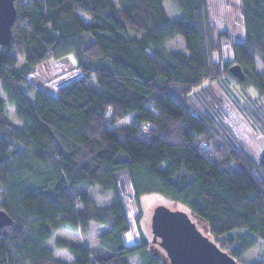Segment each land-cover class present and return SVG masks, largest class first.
Here are the masks:
<instances>
[{
    "label": "trees",
    "instance_id": "trees-1",
    "mask_svg": "<svg viewBox=\"0 0 264 264\" xmlns=\"http://www.w3.org/2000/svg\"><path fill=\"white\" fill-rule=\"evenodd\" d=\"M208 3L15 0L13 37L0 45V207L13 218L1 229L0 264H169L142 233L126 244L124 177L139 218L141 196L157 192L183 202L235 258L264 244V152L256 160L236 147L189 100L209 80L253 87L252 108L242 109L264 131V74L255 67L257 54L264 64V0H241L244 36L232 43L233 62L221 54L227 31L202 14ZM177 36L187 52L168 50ZM70 52L80 74L55 93L31 80L40 64ZM233 63L243 80L230 72ZM92 77L99 90L88 85ZM132 113L129 126L117 125ZM94 188L114 201L99 205ZM90 222L108 227L91 247L77 239ZM59 230L74 235L55 239L72 262L47 244ZM251 264H264V253Z\"/></svg>",
    "mask_w": 264,
    "mask_h": 264
},
{
    "label": "rangeland",
    "instance_id": "rangeland-1",
    "mask_svg": "<svg viewBox=\"0 0 264 264\" xmlns=\"http://www.w3.org/2000/svg\"><path fill=\"white\" fill-rule=\"evenodd\" d=\"M203 16L210 21L212 26L219 31H227L228 36L221 40L222 59L233 62L232 43L237 40H242L244 36L243 18L241 14V0H209L207 9L202 12ZM85 20H89L84 16ZM168 50H176L187 52L185 42L182 36H177L167 41ZM210 59L217 61L219 54L217 51L210 53ZM77 58L74 52L68 53L61 59H48L40 64L34 74L31 75V80L40 86L48 88L55 93L60 84L74 78L80 74V70L76 66ZM234 64V63H233ZM256 70L264 74V64L262 63L260 54L255 58ZM228 85L218 83L216 81H205L202 85L194 88L189 95V100L193 102L196 109L209 114L213 122L219 126L223 133L229 137L236 147L241 145L245 151L251 154L256 160H259L264 152V131L257 129L251 122L242 106L250 105L249 97H257L255 89L252 87L243 90L233 80L228 79ZM88 85L94 90H99L100 86L95 77L88 81ZM0 95H3V89L0 86ZM250 95V96H249ZM264 107V102H263ZM6 116L10 121L19 122L15 113V107L12 104H7ZM134 114L128 115L126 118L118 122V126H129ZM124 195L123 199L130 215L131 230L126 234L125 242L133 244L140 239L141 233L148 238L152 245L156 247L155 253L166 260L164 254L166 251L160 245V241L155 242L153 232V215L158 206H165L174 211L187 212L193 222L196 223L198 229L205 235H208L212 240L213 237L208 231L206 225L199 220L195 215L190 213L188 207L181 201L174 200L161 193L149 192L144 193L140 198L141 215L138 217V207L133 200V191L127 178L124 180ZM91 195L99 205L110 204L114 201L113 192L102 193L99 188H94ZM139 218V221H138ZM101 226L97 224H87L80 226L78 240L88 244L90 247L97 244V233ZM245 229L236 228L232 232H244ZM95 234V235H94ZM66 235V232L64 233ZM70 240H74L73 233L68 232ZM62 236V231L59 230L54 237L48 240V246L54 248L58 256L68 258L71 254L67 252H58L55 248V239ZM158 249V250H157ZM67 251V250H65ZM164 254H163V253ZM264 253V244L258 242L253 247L249 248L242 254L236 257V260L241 264H251L259 259V255ZM133 261L137 257L132 258ZM69 260V262H72Z\"/></svg>",
    "mask_w": 264,
    "mask_h": 264
},
{
    "label": "water",
    "instance_id": "water-1",
    "mask_svg": "<svg viewBox=\"0 0 264 264\" xmlns=\"http://www.w3.org/2000/svg\"><path fill=\"white\" fill-rule=\"evenodd\" d=\"M17 10L15 0H0V45L7 46L13 37V25ZM237 78H245L238 63L230 66ZM13 223V218L0 207V233L3 227ZM154 239L166 251L169 264H241L229 252L223 250L208 235L203 234L184 211H174L158 206L153 215Z\"/></svg>",
    "mask_w": 264,
    "mask_h": 264
},
{
    "label": "crops",
    "instance_id": "crops-1",
    "mask_svg": "<svg viewBox=\"0 0 264 264\" xmlns=\"http://www.w3.org/2000/svg\"><path fill=\"white\" fill-rule=\"evenodd\" d=\"M3 95H4V92H3ZM3 95H0V96H3ZM125 178H127V177H124L123 180H124ZM127 181L129 182V179H127ZM123 186H124V181H123ZM126 208H127V206H126ZM127 212H128V216H129V220H130V215H129V211H128V209H127ZM89 224H97V225H100V226H101L99 232H98L96 235H98V234H100V233H103V232H105V231L108 229V227L105 226V225H103V224H98V223H94V222H90ZM130 225H131V222H130ZM130 230H131V228H130ZM130 230H129L128 232H130ZM61 231H62V236H65V238L70 239V237H69V235H68V232H70V231H67V230H61ZM65 232H66V235H64ZM128 232H127L126 234H128ZM70 233H71V232H70ZM94 235H95V234H94ZM73 236H74V235H73ZM125 238H126V235H125ZM126 244H128V243H126ZM131 244H132V243H131ZM87 245H88V244H87ZM55 248H56V247H55ZM56 249L59 250L58 252H67L68 254H70L68 251H65V250H67V249H64V248H56ZM55 251H56V250L54 249L55 256H56V257H59V258H61V259H64V260L69 261V260H72V258H73L72 255H71L72 257H70V255H69L68 258H62V257L58 256L57 252H55Z\"/></svg>",
    "mask_w": 264,
    "mask_h": 264
},
{
    "label": "built area",
    "instance_id": "built-area-1",
    "mask_svg": "<svg viewBox=\"0 0 264 264\" xmlns=\"http://www.w3.org/2000/svg\"><path fill=\"white\" fill-rule=\"evenodd\" d=\"M191 111L194 113V114H197V110H195L194 108L191 109ZM2 202V197L0 196V203Z\"/></svg>",
    "mask_w": 264,
    "mask_h": 264
}]
</instances>
